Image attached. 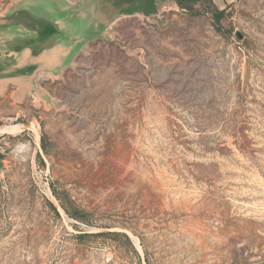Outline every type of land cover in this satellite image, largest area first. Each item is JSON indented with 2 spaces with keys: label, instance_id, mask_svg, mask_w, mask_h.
Returning <instances> with one entry per match:
<instances>
[{
  "label": "rangeland",
  "instance_id": "374dc122",
  "mask_svg": "<svg viewBox=\"0 0 264 264\" xmlns=\"http://www.w3.org/2000/svg\"><path fill=\"white\" fill-rule=\"evenodd\" d=\"M67 1L72 66L0 96V264H264V0Z\"/></svg>",
  "mask_w": 264,
  "mask_h": 264
},
{
  "label": "water",
  "instance_id": "95a60500",
  "mask_svg": "<svg viewBox=\"0 0 264 264\" xmlns=\"http://www.w3.org/2000/svg\"><path fill=\"white\" fill-rule=\"evenodd\" d=\"M79 11L67 0H21L0 16V96L14 89L18 101L34 93L46 99L36 79L71 67L86 39L77 32Z\"/></svg>",
  "mask_w": 264,
  "mask_h": 264
},
{
  "label": "trees",
  "instance_id": "16d2710c",
  "mask_svg": "<svg viewBox=\"0 0 264 264\" xmlns=\"http://www.w3.org/2000/svg\"><path fill=\"white\" fill-rule=\"evenodd\" d=\"M143 2V7H142V15L145 17H149L151 15H155L159 11V3L165 1V0H116V5L119 6H131L137 2ZM173 2L176 3V5L183 10L184 12L188 13L189 15L192 16H197L201 15L202 12L196 11L195 6L198 4H202L203 6H207L204 8V14H209L211 16V19L214 23V26L219 30L222 31L220 25V21L224 18L225 16V10H219V9H211V5H214L213 0H172ZM215 6V5H214ZM55 194V193H54ZM55 199L58 202L60 208L67 214L68 216L72 218H76L79 220H82L79 218L78 213L76 211L71 212L67 205L63 202L61 197H58L57 194H55ZM70 206L72 205V202L69 201ZM50 208L54 211L56 215H58L57 210L55 207L50 205ZM76 212V213H75ZM77 214V215H76ZM118 234L116 233H96L92 234L91 236H96V237H102V236H117ZM127 241L129 242L128 238L123 235ZM130 243V242H129Z\"/></svg>",
  "mask_w": 264,
  "mask_h": 264
},
{
  "label": "bare ground",
  "instance_id": "6f19581e",
  "mask_svg": "<svg viewBox=\"0 0 264 264\" xmlns=\"http://www.w3.org/2000/svg\"><path fill=\"white\" fill-rule=\"evenodd\" d=\"M23 128H24V126H22V125H17V126L15 125L13 127H10L7 130L0 131V133H13V132H18V131H21Z\"/></svg>",
  "mask_w": 264,
  "mask_h": 264
}]
</instances>
